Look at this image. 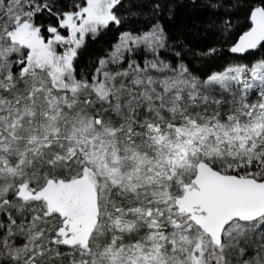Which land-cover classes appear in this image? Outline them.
<instances>
[{
    "label": "snow or ice",
    "instance_id": "snow-or-ice-1",
    "mask_svg": "<svg viewBox=\"0 0 264 264\" xmlns=\"http://www.w3.org/2000/svg\"><path fill=\"white\" fill-rule=\"evenodd\" d=\"M208 7L185 50L159 0H0V264H264V0Z\"/></svg>",
    "mask_w": 264,
    "mask_h": 264
},
{
    "label": "trees",
    "instance_id": "trees-1",
    "mask_svg": "<svg viewBox=\"0 0 264 264\" xmlns=\"http://www.w3.org/2000/svg\"><path fill=\"white\" fill-rule=\"evenodd\" d=\"M136 2L141 3L143 5L142 11L147 13L151 5L157 0H136ZM159 3L163 6L159 17H149L148 20L141 17L131 22V26L139 28L146 26L147 23L156 22L158 19L170 37L169 43L174 44L178 49L184 48L187 50L190 48L197 50L210 44L219 46L220 37L215 28L219 16L208 7L209 0H159ZM236 23L241 29L247 25L242 11L237 12ZM116 38L117 31L111 29L103 32L94 40L89 39L79 58L80 68L90 67L92 61L104 55L105 51L110 50ZM161 58L171 59V56L168 52H163ZM258 58H264V50H258L255 53L246 55V57L239 58V62L248 63ZM186 59L191 62L193 71L201 74L209 69L216 70L226 63L237 62V58L226 51V46L213 64L198 61L190 54L187 55Z\"/></svg>",
    "mask_w": 264,
    "mask_h": 264
},
{
    "label": "rangeland",
    "instance_id": "rangeland-1",
    "mask_svg": "<svg viewBox=\"0 0 264 264\" xmlns=\"http://www.w3.org/2000/svg\"><path fill=\"white\" fill-rule=\"evenodd\" d=\"M253 99H255V97H253Z\"/></svg>",
    "mask_w": 264,
    "mask_h": 264
},
{
    "label": "water",
    "instance_id": "water-1",
    "mask_svg": "<svg viewBox=\"0 0 264 264\" xmlns=\"http://www.w3.org/2000/svg\"><path fill=\"white\" fill-rule=\"evenodd\" d=\"M249 54H252V53H249ZM248 55V54H247Z\"/></svg>",
    "mask_w": 264,
    "mask_h": 264
}]
</instances>
